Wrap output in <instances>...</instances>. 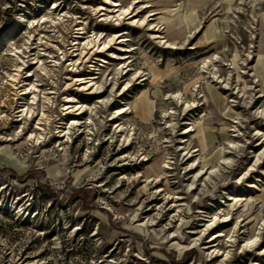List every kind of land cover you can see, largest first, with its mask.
<instances>
[{
    "label": "rangeland",
    "instance_id": "374dc122",
    "mask_svg": "<svg viewBox=\"0 0 264 264\" xmlns=\"http://www.w3.org/2000/svg\"><path fill=\"white\" fill-rule=\"evenodd\" d=\"M103 1L0 0V264H264V0H111L97 12ZM115 2L138 6L134 25ZM44 14L65 27L49 18L25 48L20 19ZM79 21L114 40L69 76ZM14 47L23 75L39 50L60 60L44 81L59 90L58 123L41 144L29 141L39 111L25 118L8 83ZM95 62L104 85L88 95L71 77ZM68 93L93 113L67 142L56 126Z\"/></svg>",
    "mask_w": 264,
    "mask_h": 264
},
{
    "label": "bare ground",
    "instance_id": "6f19581e",
    "mask_svg": "<svg viewBox=\"0 0 264 264\" xmlns=\"http://www.w3.org/2000/svg\"><path fill=\"white\" fill-rule=\"evenodd\" d=\"M111 0H104L99 7H97L95 10L97 12H100L102 10H105L106 7H108L107 3H111ZM117 2V1H116ZM114 3L113 5L110 6H119L120 8L117 9L118 12H121L119 14V17L116 20H119V18H122L125 20L126 18L133 21L131 24L134 25V20L137 19L136 17L138 16V11L137 8L138 6H135L133 8V10H130V7H124L122 4H118V3ZM109 10V9H108ZM138 11V12H137ZM137 12V14H136ZM60 14L58 17H48V14H44V16L42 18H23L22 20L20 19V21H22V23H29V25L31 26V30L29 32L27 36V42L25 43V48L28 47L27 43L30 41V39H32V37L36 36L35 32L36 29L40 26H42L45 22H47V20L50 18V22L53 23V25L62 32L63 28L65 27L64 22L61 21L60 18ZM68 18L73 20L72 14H68L67 12L64 13V18ZM142 19H138L137 20V24L141 21ZM76 21V20H75ZM36 24V25H35ZM150 24V23H147ZM77 25V34L78 36H76V38L73 40V48L75 46H77V50H80V54H76V57L78 55H80V57H73L71 60V63L67 66V75L70 76V72L72 70H74V67L76 65L77 62H80L81 60V56L84 55L86 53V55L84 57H86L88 54L91 53V51H93L95 47H97L96 51L94 52V55L96 56V60L98 61H105L103 60V58H98L99 53H101L103 50H107L108 51V47H110L109 45L113 42L114 38H109V40H103V42H100L101 40H99L100 38L98 37V35L94 32L89 34L91 31L87 30L86 24L83 21H79ZM44 31H41L39 34H42ZM72 32L73 29H72ZM125 32V31H124ZM85 34H89L88 37H85ZM81 35V36H80ZM107 35H105L103 37L106 38ZM121 37V35L119 36ZM99 38V39H98ZM38 40H42V37L39 36ZM48 43V42H47ZM84 44V46L82 47V45ZM39 47V46H38ZM60 49H63L62 47H60ZM32 51V50H30ZM65 51V50H64ZM75 51V50H74ZM24 53H26L24 50H22L19 47H14L13 49H11L10 53H7L9 56H12L13 60H14V73L9 74V79H8V83L9 85L12 87V89H14L15 94L17 95L16 98L19 100L21 99V105L18 106L19 108L22 107L21 110H19V112L22 113V115L26 118L28 117V115H30L31 113H36L37 111H39L40 117L37 121L38 123V127H39V131H37L36 133L31 132L30 135V143L32 145H34V143H39L41 144V141H43L44 139H47V137L51 134V125L53 123H58V121H56L54 119V109H53V105H54V97L57 94V88L54 87L53 85L51 87H48L46 83H44V81L48 78V80L50 78H53L52 75L55 71L54 67L56 68L59 63V59H56V57L54 56V59L52 58V60H49L50 56L46 55L45 53L42 54L41 51L39 50L38 55H36L35 53V57H33V62L31 63V65H29L26 75H23V71L25 68H23L24 64H26V59H25V55ZM34 54V53H32ZM64 56V55H63ZM93 58V57H92ZM69 59H66V61H68ZM80 60V61H79ZM84 61V59L81 61V63ZM212 61V59L210 60ZM42 62V64H40ZM52 62H54V64H52ZM214 62V61H213ZM37 65V67L35 66ZM72 67V69H68L69 67ZM98 63H94L93 66L91 67L92 69L89 71L88 74H84L85 76L82 75H78V76H72V78L75 79L76 82H79L78 87L82 90H87L88 91V95L89 94H101L102 93V87H103V83H98V81H95V79L97 78L95 76V74L99 73L98 72ZM66 67V66H65ZM63 68H64V64H63ZM23 69V70H22ZM57 69V68H56ZM34 77V79H33ZM47 77V78H46ZM69 78V77H67ZM30 80V81H29ZM53 81V80H52ZM21 84V86H18V84ZM77 85V84H75ZM32 94V100L33 102H31V104L25 103L24 99L26 98V96H28L29 94ZM42 93V102L40 105V102L37 101L36 99L38 97H41L40 94ZM52 95H54L52 97ZM99 97V96H98ZM66 101L65 103L62 105L64 108H62V112H65L64 115L68 118L65 117H61L59 119L63 120L61 123L64 124V126H60L58 124V126H56V128L58 129V138L61 139V141L65 138H67V142L72 138L71 136V131L73 128L80 126L81 121L79 120L80 117L84 114H86L87 109H85L83 104L79 105V102L77 100V96L74 93L71 94H67L66 96ZM97 100V99H96ZM37 101V102H36ZM36 102L35 105H32ZM97 102H102V100H98ZM82 103V102H81ZM61 108V107H60ZM56 110V109H55ZM125 111L123 109H119L117 114H122ZM87 113H93V109L90 108L88 109ZM72 114L73 117H71L70 115ZM92 115V114H91ZM90 116L91 120L92 116ZM117 117V116H114ZM52 118L54 119L52 121ZM56 118V117H55ZM57 119V118H56ZM58 119V120H59ZM28 122V118L25 119ZM25 121V122H26ZM119 127V125L117 126ZM61 128V129H60ZM121 131L123 129H120ZM125 130V129H124ZM66 142V143H67ZM19 168V167H18ZM159 171L162 170V166L160 165L158 167ZM166 169V168H165ZM159 173V172H158ZM230 199H234L231 196H229V200ZM239 200V199H238ZM3 203L0 202V205H2ZM10 209H18V207L14 204H10L9 205ZM21 212V210H20ZM219 224V223H218ZM215 239H213L211 242H215L218 238H220L221 236H223L222 232H217L215 234ZM218 241V240H217ZM215 244V243H214ZM214 244H211L210 246L213 247Z\"/></svg>",
    "mask_w": 264,
    "mask_h": 264
}]
</instances>
